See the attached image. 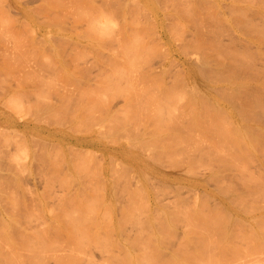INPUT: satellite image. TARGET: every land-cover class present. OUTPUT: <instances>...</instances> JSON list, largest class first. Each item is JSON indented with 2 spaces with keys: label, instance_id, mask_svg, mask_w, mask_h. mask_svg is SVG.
Segmentation results:
<instances>
[{
  "label": "rangeland",
  "instance_id": "374dc122",
  "mask_svg": "<svg viewBox=\"0 0 264 264\" xmlns=\"http://www.w3.org/2000/svg\"><path fill=\"white\" fill-rule=\"evenodd\" d=\"M115 1L117 4L114 3ZM115 1L0 0V20L2 21H0V26L2 25L4 27H0V35L3 33L1 37H4L3 39L0 37V212H2L0 213L2 214L0 215V221L2 218H11V224L7 226L9 230L7 228L8 231L6 233H9V235L14 234L10 236L12 240L16 239L17 241V239H22V241L20 240L22 246H19L21 243L20 241H15L16 244L14 243L13 245L11 243L12 246H10L11 244L9 243V245L4 248V240L8 238L3 236L4 240L3 237L0 238V241L3 240L2 243H0L2 245L0 249L7 255L11 254L12 256L14 254L13 252H15L12 250L14 248L20 251H16L18 254L20 253L19 256L15 253L16 256H21L22 259H20V261L23 260L22 263L14 260L16 262H11V264H91L93 261L94 264H107V262H109L108 260H111L108 264H118L119 261V264H125L126 262L128 264H167L170 258H172L171 260H173L174 263H179V256L183 255V253H192L193 248L190 247V245L187 246L188 244L186 247L185 244H181L183 248L181 249L182 246H179L180 250H177V253L176 249L178 245H180L179 241H181L183 237L181 236L182 232L186 231V226L184 228V222H179L181 218L177 220V222L175 217H177L176 215H179V217L187 215V212L186 214L184 213L186 206V211L189 210L188 212L191 213L195 211L191 209L194 207L192 203L193 200L195 201L196 194L199 196L196 198V200L198 199L199 201L196 202L202 203L201 205L203 206L199 204L201 207L197 208L199 211L204 210L203 212H199L200 215H205L204 212H207V214L210 212L212 214L211 211L214 210V216H218L219 214L224 217V209L219 208L220 212L218 213L216 212L218 209L216 207H214L216 208L214 209L213 205H211L216 201L211 199L209 193L204 195V192L202 194L200 190V194L199 189L195 188L194 189L198 191V193L195 192V190L192 191L193 187L190 188V179H198V181L203 183L210 192L216 193L218 190L217 194L219 193L221 196H223V194L230 195L232 192L231 196H233L231 198H234V200H236L235 197L237 196L238 200L241 197L244 198L243 195H245V198L248 197L242 190L244 186H247L246 184L250 186L254 185L249 179L250 176L251 179H255V184L258 183L257 185H259L262 183L263 185L264 183V57L262 56V54L264 55V0H188L191 1L189 3H187L188 1L186 0H128L127 3V0H121L122 2L120 0ZM179 1H183V3L180 2V4ZM201 1L204 5L200 3ZM121 4L125 5H123V7L119 6V8L116 7ZM141 4L144 7H142ZM194 4L198 6V8L193 6ZM199 4H202L201 6L203 7L201 8ZM183 5L185 8L182 7ZM187 6L188 9H186ZM43 7L45 11H43ZM123 9L125 10L124 12H122ZM180 9L183 10L180 11ZM185 9L186 11H184ZM258 10L261 11V13H257ZM121 12L123 13L122 16H120ZM260 14L262 15L260 16ZM123 16L125 19H123ZM146 16H149L150 21ZM2 18L5 21L2 20ZM92 18L94 19L92 20ZM90 19L95 27V29L94 27L92 28L93 30L90 28ZM23 21L26 23L25 25ZM104 21H106V24L108 23V26H106L108 27L107 29L105 28L106 24H103ZM151 22L156 24L152 25ZM95 23H99L100 25H95ZM109 24L111 26H109ZM128 25H130V27ZM101 26H104L105 29L102 27V30H98ZM109 28L111 30L114 28L115 30H113L115 32L113 31L114 33L110 34L111 30ZM120 28L125 29H123L125 36H123V30L121 32V36L125 42H121V40L117 42L114 41L116 38L115 34ZM27 29L29 30L27 31ZM96 29L98 32L94 31ZM131 31L134 33L132 32L131 34ZM31 32L33 34H31ZM107 32H109V35H107ZM100 34H105L106 36L104 37V35L101 36ZM161 34H163V37H161ZM110 35L111 38L108 39ZM22 36H25V38ZM99 36L103 41L100 40ZM14 37L15 39H13ZM95 37L97 39H95ZM260 37H263V41L261 38L263 43H261ZM98 38L100 40L99 42ZM132 38V44L140 38L141 41L139 40L137 42L138 45H141V43L144 44L139 47V50H137V43V47H135V44V46H131L132 48L129 45L131 50L135 49L137 52L133 50L131 52L128 47ZM134 39H136V41ZM201 40H205L207 44L210 42V44H206V46L203 43V46L205 45L206 47L204 48L202 46L203 41ZM246 40H248V42ZM17 41L19 44H16ZM197 41L199 45L201 44L200 46H202V48H199L200 51L196 50L197 48L194 45ZM199 41H201V43ZM250 41H255L259 49ZM232 42L233 45L231 44ZM243 42H245L246 45ZM211 44H213V48H211ZM117 45H119V47ZM124 45L126 47H124ZM208 46L211 49L208 48ZM117 47L118 49L123 47L124 51L126 49V52H128L127 56H129V54L132 55L124 57L123 59L125 60L122 58L120 59V54L115 53L118 51ZM142 47L143 49H141ZM231 47L233 48L231 49ZM140 50L141 52H139ZM202 51H213L214 53L212 55L217 58L218 62H216L217 60L215 59L211 61V59H213L211 57L214 56L209 52H207L209 57L207 55L206 57H202V54H206ZM216 52L220 54L222 52L221 55H226L225 58H223L224 55L221 56L220 54L218 57ZM138 53L140 55H138ZM228 53H231L229 55L230 59ZM249 53L252 56H250ZM201 57L204 60V64H207L209 61L213 63L208 64L209 68H205L208 67L207 65L202 67L203 72H201L202 70L200 71L201 74L204 73L202 75L198 72L203 64ZM116 58L118 60H116ZM206 58L208 59L206 60ZM233 58L234 61H236V66L234 65L235 62ZM226 59L229 60L227 61ZM231 60L234 62H232L233 64L229 63ZM184 61L187 63L190 62L192 67L195 63L193 70L194 72L197 71L196 73H199L198 75L201 77L198 75L197 77L195 73L193 78L194 81L187 84L181 65V62ZM219 61L222 63L221 66ZM214 62L221 68L217 67ZM198 63L200 65V67L198 66L199 69L197 68ZM214 64L216 66H214ZM228 65L230 66L228 67ZM204 68L206 71H204ZM210 68H213L212 70L218 68L220 73L217 70L215 71V73L217 72L216 75L213 76L214 73L212 72L214 71ZM222 68H224L225 71ZM207 70L209 74L206 73ZM234 70L237 71L235 72ZM247 70H249V73ZM221 71L225 73L223 72V74ZM250 71L253 74L250 73ZM253 75L255 77L257 75V77L255 78ZM249 76L251 78H249ZM242 79L244 81H242ZM248 79L251 81H248ZM193 82L196 83L194 86H198L195 89L191 88ZM205 83L209 88L205 86ZM189 84L191 87H189ZM245 91H247L248 94ZM255 94L257 96H255ZM206 103L208 107L214 105L215 108L214 106L208 108ZM195 105L197 107L196 109L194 108ZM241 106L242 108L245 107L242 109ZM205 107L206 109H204ZM256 109L258 110L256 111ZM197 110L201 111V113ZM212 110L215 111V113ZM209 111L213 114L211 115L210 113V115H208ZM197 112L200 114L204 113L205 115L203 114L200 116ZM216 112L219 115L216 114ZM236 112L241 113L238 115ZM197 114H199V116ZM241 114L243 115L241 116ZM207 116L212 122L207 119ZM209 116H214L213 118L216 117L214 120L218 119L219 125L216 123L217 121L213 122V118ZM178 117L180 118V122ZM193 118H195L196 121ZM257 119L259 122L256 121ZM220 120H222L221 123L223 121L224 123L221 124ZM194 122L197 126L194 125ZM210 123H216L218 125L216 126L215 124L217 129H213V127H215L214 124L209 127ZM230 123L234 124L232 125L234 128L232 126L226 127V125L230 126ZM245 124L248 129H245ZM219 126L220 129L225 128L224 134H222L223 130L219 132ZM235 127H237V129ZM257 128L259 130H257ZM226 129H228V131H226ZM235 129L237 130L236 133ZM163 130L165 133L162 132ZM166 131L168 132L166 133ZM177 131L178 134H176ZM34 132L36 133L33 134ZM179 132L183 134L181 133L182 135L180 134V136ZM187 133L190 136H187ZM161 135L164 136L161 137ZM177 135L180 137L178 138ZM235 136H237V139L235 138L236 140L234 139ZM163 138H165V140H163ZM238 138L239 141L243 138L242 140H245V142L238 143ZM154 140H157L155 141L156 143ZM167 140H169V143L172 141V143L169 144ZM223 140L226 142H223ZM234 141H236V144ZM257 141L260 142L258 143ZM180 142L182 144H180ZM254 142L258 145L253 144ZM154 143L155 145H153ZM84 144L86 145L84 146ZM162 144H164V148ZM166 144H169V147H166ZM237 144H241V147H238L239 145ZM70 145L73 146L70 147ZM224 145L227 146V148ZM246 145L248 147H246ZM160 147L163 149L166 147V150H160ZM183 147H185V150ZM235 147L238 149L236 148L237 150H235ZM84 149L85 151L90 150L91 152L86 151V155ZM173 149H176V152ZM165 151L168 152L166 153ZM236 152L241 153L243 164L240 153H238V155ZM177 154H179L180 157ZM211 155L217 157L216 160L214 159L215 157H211ZM242 155L244 156L242 157ZM246 155L250 156L248 157L250 160L244 158ZM194 156L195 160L193 158ZM169 157L170 160L168 159ZM219 158L220 160H217ZM247 160H249L250 164ZM109 161L111 163H109ZM244 162H248V164H244ZM171 163H173V166ZM195 163L197 165L199 164V168ZM217 163H220V165ZM222 163L225 164L226 167L223 166ZM247 165L248 167H246ZM238 166L243 167V170ZM196 168L199 170L197 171ZM123 169H125V171H123ZM216 169L217 173H214ZM112 170L114 171L112 172ZM190 171L192 172L191 175ZM246 172H250V176ZM218 173L220 176L223 173V176L220 177ZM259 176L260 179L258 178ZM242 177L243 179L247 178V180H243L244 183L240 182V180L242 181ZM238 178L240 179L234 180ZM229 183L230 186L228 185ZM238 183L241 186H238ZM182 186H185V189ZM228 186L230 189L232 188V191L228 190ZM224 187L226 189H224ZM218 188L222 190L223 194L221 190V193L219 192ZM261 188L264 189L263 186ZM234 192L241 193V197ZM193 197L195 198L193 199ZM252 199L253 197H251V200ZM68 200L70 201V205L68 204ZM101 200V204H98ZM255 200H257V206L264 210V196L260 199L256 198ZM190 201H192V203H190ZM202 201L205 202L203 203ZM72 203H74V207L71 206ZM175 203L176 205H174ZM95 204L99 206L96 207L94 206ZM63 206H68L66 211L67 214L65 212L66 207H64L65 210L62 211ZM167 207L168 209H166ZM71 208H75L73 212V217H75V219H73V221L71 220L73 218L71 215L72 213L67 217V215H69L68 213L72 210ZM178 208L184 215L181 212H177L178 210L176 211ZM221 210L223 214H220ZM163 211H165V213ZM172 211L173 213L171 214ZM57 212H59V214ZM52 213L55 214L52 215ZM94 213L97 214H95L96 217H93ZM207 214L206 216H209V214ZM82 215L84 216L80 218ZM152 215L157 216L159 219L163 216L167 220L162 218V221L164 220L165 223L167 222L168 224L171 223L170 221H175V225L169 226L173 224L171 223L168 227L166 226L164 228L165 223H163V226H159L161 224L158 223V218L155 219V216L152 218ZM53 216L57 217H55L56 220ZM82 218L86 219V221L90 218V220L88 219L90 225H95V220L98 219L100 221L101 218L100 223L98 222L99 228L96 224L95 226L97 229L94 230V228H92L93 225L87 229L86 226L81 223L83 221ZM93 218H95V220H93L94 223L91 224ZM145 218L148 219L145 220L144 225L142 223H144ZM168 218H170V220H168ZM174 218L175 220H173ZM78 219H80V222ZM150 219L155 220L153 221ZM132 220H136V224L132 222ZM182 220L185 219L182 218ZM77 221L83 226L81 228L85 227L84 229L88 231L84 229L83 231L80 230V224ZM56 222L58 224H56ZM71 222H74L75 225L76 223L79 224V227ZM118 222L119 224H117ZM146 222L150 224L148 223V225ZM159 222H161V219ZM139 224L144 225V227L147 225V228H143V226ZM85 225L88 227V224ZM150 225L153 227H149ZM138 226L142 228L139 229ZM159 227H163L164 230H161ZM154 228L156 230H154ZM170 228L172 231L169 230ZM92 229L94 230V235H92ZM166 229H168V231ZM142 231L144 233H142ZM153 231L154 233L159 232V235L162 233L160 235L161 237L156 234L159 239L151 236L158 243L152 240L151 237H146L149 232L151 233ZM15 232L20 235L22 234L21 237ZM79 232L82 234L88 232V234H86L87 237L82 236ZM66 233L71 236L67 237ZM150 233L149 235L152 234ZM163 233H168V235ZM0 234H3L1 229ZM25 234H29V237L27 236L26 238ZM30 234L34 235L31 236ZM15 235L17 236L14 238ZM88 236L93 237L89 238ZM153 236L155 235L153 234ZM168 236H170L171 239H169ZM23 238L26 239L23 240ZM28 238H30V240ZM122 238L124 242H122ZM175 238H177L176 240L178 242ZM31 239L34 243H31ZM81 239L85 241V243L89 242L91 244L89 245V243H87V245H89L87 246L83 242L85 246L82 247ZM94 241L97 242L96 246V242L93 245ZM118 241L122 245L125 244L127 252L132 251V253L128 252V254L125 255V253H127L126 250L123 249L125 247H123L124 245H118ZM24 243L25 245L30 243L26 246L30 251L24 246ZM129 243L133 247L128 248L127 246ZM133 243H137L138 245L140 243V247ZM162 243H164V245H162ZM33 244L35 246H33ZM145 244H147V246ZM15 245H18L21 250H19L17 246L15 247ZM62 246L63 249L67 248V253L65 249V252L61 250ZM84 247L86 249L85 254L83 252ZM86 247L89 248L87 249ZM103 249H108L109 253L112 251V256L109 258L108 252L107 256L105 254L106 251ZM167 249L169 250L167 251ZM2 252L0 253L5 254ZM33 252L37 255L34 256ZM118 253L124 257L123 260L119 258L120 260L118 259V262H116L114 259L116 263H112L113 258L116 257ZM129 253L133 255L134 258L130 256ZM256 253L261 254L264 252L260 253L257 251ZM216 254L217 252L215 255ZM119 255L117 258L120 257ZM174 255H179L178 257L175 256L178 261H175V258L173 259ZM6 256L2 257V259H7ZM85 256H89L90 260L84 258ZM11 258L8 257L6 264H10L9 260H11ZM33 258L36 260L34 261ZM221 260L224 261L223 259ZM221 260L218 262L221 263ZM5 261L6 260H1L2 263L0 264H4ZM36 261L39 262L36 263ZM96 261L97 263H95ZM173 262L171 263L170 261L171 264H173Z\"/></svg>",
  "mask_w": 264,
  "mask_h": 264
},
{
  "label": "bare ground",
  "instance_id": "6f19581e",
  "mask_svg": "<svg viewBox=\"0 0 264 264\" xmlns=\"http://www.w3.org/2000/svg\"><path fill=\"white\" fill-rule=\"evenodd\" d=\"M106 1V0H105ZM115 1V0H114ZM121 1V0H120ZM136 1V0H135ZM134 1V2H135ZM157 1H159V0H157ZM168 1V0H167ZM177 1V0H176ZM186 1H188V0H186ZM204 1V0H203ZM122 2V1H121ZM128 2V0L126 1V3ZM180 2H182L183 3V1H179V3ZM189 2H191V1H188L187 3H189ZM214 2V1H213ZM108 3V2H107ZM110 3V2H109ZM114 3H116L117 4V2L115 1ZM119 3V2H118ZM162 3V2H161ZM176 3V2H175ZM200 3H202L203 4V2L201 1ZM205 3V2H204ZM207 3V2H206ZM145 4V3H144ZM158 4V3H157ZM160 4V3H159ZM174 4V3H173ZM181 4V3H180ZM201 4V5H202ZM123 5H125V4H121V5H118V6H116L117 8H119V6L120 7H123ZM142 5V4H141ZM150 5V4H149ZM165 5V4H164ZM168 5V4H167ZM172 5V4H171ZM184 5H185V3H184ZM182 6V7H184L185 8V6ZM200 4H199V6H201ZM204 5V4H203ZM110 6V5H109ZM193 6H195V4L193 5ZM36 7V6H35ZM47 7V6H46ZM129 7V6H128ZM142 7H144L143 5H142ZM165 7V6H164ZM173 7V6H172ZM190 7V6H189ZM196 8H198V6H195ZM203 6H201V8H202ZM110 8V7H109ZM112 8V7H111ZM138 8V7H137ZM170 8H171V6H170ZM95 9V8H94ZM126 9V8H125ZM134 9V8H133ZM139 9V8H138ZM137 9V10H138ZM141 9V8H140ZM142 9H144V8H142ZM167 9H168V7H167ZM176 9H177V6H176ZM179 9V8H178ZM186 9H188V6L186 7ZM186 9L184 10V11H186ZM190 9V8H189ZM199 9H200V7H199ZM30 10V9H29ZM32 10V9H31ZM47 10V9H46ZM53 10V9H52ZM98 10V9H97ZM121 10H122V8H121ZM146 10V9H145ZM149 10V9H148ZM148 10H147V12H148ZM162 10V9H161ZM164 10V9H163ZM181 10H183V9H180V11ZM33 11V10H32ZM31 11V12H32ZM37 11V10H36ZM41 11V10H40ZM43 11H45L44 10V7H43ZM125 10L123 9V11L122 12H124ZM139 11V10H138ZM137 11V12H138ZM143 11V10H142ZM141 11V12H142ZM150 11V10H149ZM173 11V10H172ZM175 11V10H174ZM257 11V10H256ZM95 12H96V10H95ZM121 12V14H120V16H122V13ZM145 12V11H144ZM151 12V11H150ZM178 12V11H177ZM7 13V12H6ZM37 13V12H36ZM40 13V12H39ZM66 13V12H65ZM97 13V12H96ZM179 13H181V12H179ZM257 13H261V11H259L258 10V12ZM10 14V13H9ZM62 14V13H61ZM61 14H59V15H61ZM67 14V13H66ZM127 14V13H126ZM125 14V15H126ZM184 14H185V12H184ZM241 14V13H240ZM243 14V13H242ZM83 15H86V14H83ZM82 15V16H83ZM91 15H92V12H91ZM97 15H99V14H97ZM149 15V14H148ZM176 15V14H175ZM180 15H182V14H180ZM262 14H260V16H261ZM55 16V15H54ZM151 16V15H150ZM184 16V15H183ZM244 16V15H243ZM1 17V16H0ZM6 17H8V16H6ZM96 17V16H95ZM146 17H148L149 18V16H146ZM145 17V18H146ZM245 17V16H244ZM28 18V17H27ZM53 18V17H52ZM61 18H62V16H61ZM75 18V17H74ZM248 18V17H247ZM261 18V17H260ZM4 19H5V17H4ZM3 18H2V20H4ZM16 19V18H15ZM84 19V18H83ZM94 18H92V20H93ZM96 19V18H95ZM123 19H125L124 18V16H123ZM245 19V18H244ZM6 20V19H5ZM4 20V21H5ZM63 20V19H62ZM91 19H90V24H91V29L94 27V25L91 23V21H92ZM99 20V19H98ZM107 20V19H106ZM130 20V19H129ZM153 20V19H152ZM239 20H240V17H239ZM1 21V20H0ZM10 21H12V20H10ZM25 21V20H24ZM23 21V22H24ZM27 21V20H26ZM25 21V22H26ZM88 21V20H87ZM110 21V20H109ZM112 21V20H111ZM131 21H132V19H131ZM149 21H150V18H149ZM158 21V20H157ZM176 21V20H175ZM241 21V20H240ZM247 21V20H246ZM2 22V21H1ZM8 22V21H7ZM24 22V25L26 24ZM28 22V21H27ZM37 22V21H36ZM54 22V21H53ZM97 22V21H96ZM136 22V21H135ZM155 22V21H154ZM263 22H264V20H263ZM9 23V22H8ZM7 23V24H8ZM110 23V22H109ZM122 23V22H121ZM152 23V22H151ZM182 23V22H181ZM246 23H248V22H246ZM4 24V23H3ZM6 24V23H5ZM30 24V23H29ZM28 24V25H29ZM96 24H99V23H95V25ZM103 24H106V21H104V23ZM108 24V23H107ZM105 25V28L107 29L108 27H106V26H108V25ZM112 24H113V22H112ZM120 24V23H119ZM127 24V23H126ZM154 24H156V23H152V25H154ZM183 24V23H182ZM264 24V23H263ZM93 25V26H92ZM100 25V24H99ZM148 25V24H147ZM149 25H150V23H149ZM178 25H179V22H178ZM262 25V24H261ZM2 26V25H1ZM0 26V27H1ZM109 26H111L110 24H109ZM129 27H130V25H128ZM3 27V26H2ZM25 27H28V26H25ZM102 27L104 28V26H101V28H99L98 30H102ZM142 27H144V26H142ZM4 28V27H3ZM3 28H1V29H3ZM96 28H97V26H96ZM104 28V29H105ZM111 28V27H110ZM109 28V29H110ZM148 28H151V27H148ZM25 29V28H24ZM88 29V28H87ZM94 29H95V27H94ZM103 29V30H104ZM114 29V28H113ZM109 30L110 31V34L111 33H114L115 31V29L114 30ZM121 29V28H120ZM120 29H118L119 30V32H118V30H117V33L115 34V36H116V38H115V40L114 41H120L121 40V42L123 41V42H125L124 41V39H123V37L121 36V32H122V30L124 29V28H122L121 29V31H120ZM125 29H126V27H125ZM124 29V30H125ZM142 29H144V28H142ZM141 29V30H142ZM145 29H146V27H145ZM182 29H183V26H182ZM8 30V29H7ZM29 29H27V31H28ZM31 30V29H30ZM93 30V29H92ZM124 30H123V36H125V34H124ZM140 30V31H141ZM5 31V30H4ZM9 31V30H8ZM12 31V30H11ZM23 31H25V30H23ZM88 31H91V30H88ZM94 31H96V32H98L97 31V29L96 30H94ZM106 31V30H105ZM114 31V32H113ZM128 31V30H127ZM134 31V30H133ZM133 31H131V34H132V32ZM139 31V32H140ZM146 31H148V30H146ZM264 31V30H263ZM2 32V31H1ZM30 32V31H29ZM49 32V31H48ZM96 32H95V34H96ZM144 32H145V30H144ZM149 32V31H148ZM249 32V31H248ZM260 32V31H259ZM28 33V32H27ZM26 33V34H27ZM105 33V32H104ZM119 33V34H118ZM126 33V32H125ZM129 33V32H128ZM134 33V32H133ZM3 34V33H2ZM1 34V35H2ZM5 34V33H4ZM14 34H15V32H14ZM31 34H33L32 32H31ZM93 34V33H92ZM95 34H93V35H95ZM130 34V35H131ZM1 35H0V37H1ZM6 35V34H5ZM29 35H30V33H29ZM98 35H99V33H98ZM101 35V34H100ZM102 35H104V37L106 36L105 34H102ZM101 35V36H102ZM107 35H109V32H107ZM28 36V35H27ZM113 36V35H112ZM261 36V35H260ZM9 37V36H8ZM23 37V36H22ZM41 37V36H40ZM46 37V36H45ZM48 37V36H47ZM63 37V36H62ZM61 37V38H62ZM81 37V36H80ZM83 37V36H82ZM100 37V36H99ZM122 37V38H121ZM130 37V36H129ZM131 37H132V35H131ZM161 37H163V34H161ZM2 38V37H1ZM4 38V37H3ZM2 38V39H3ZM23 38H25V36L23 37ZM87 38H89V37H87ZM91 38H92V36H91ZM111 38V35H110V37L108 38V39H110ZM127 38H128V36H127ZM127 38H125V39H127ZM261 38H262V41H263V37H260V41H261ZM6 39V38H5ZM8 39V38H7ZM13 39H15V37L13 38ZM30 39V38H29ZM44 39V38H43ZM48 39H50V38H48ZM90 39V38H89ZM95 39H97L96 37H95ZM105 39V38H104ZM113 39V38H112ZM141 39V38H140ZM139 39V40H140ZM163 39V38H162ZM1 40V39H0ZM10 40V39H9ZM18 40V39H17ZM64 40V39H63ZM87 40V39H86ZM91 40V39H90ZM93 40H94V38H93ZM100 40L101 41H103L102 40V38L100 37ZM99 40V38H98V42L100 41ZM130 40V39H129ZM128 40V41H129ZM135 41H136V39H134ZM138 40V41H139ZM8 41V40H7ZM19 41V40H18ZM18 41L16 42V44L18 43ZM27 41V40H26ZM70 41V40H69ZM68 41V42H69ZM72 41V40H71ZM95 41V40H94ZM105 41V40H104ZM112 41V40H111ZM138 41H136V42H134V44L136 45V43L138 42ZM141 41V40H140ZM201 41H203L202 42V46H203V43L206 45L207 43L205 42V40H201ZM201 41H199L200 43H201ZM232 41V40H231ZM247 42H248V40H246ZM261 41V43H263ZM87 42V41H86ZM98 42H96V43H98ZM115 42V43H116ZM246 42V43H247ZM250 42H253L254 44V46L255 47H257V49H259V46H258V44L255 42V41H250ZM43 43V42H42ZM74 43V42H73ZM95 43V44H96ZM114 43V42H113ZM130 44H128V47H129V45H130V47L132 46V45H134V44H132L133 43V38L131 39V42H129ZM244 44H245V42H243ZM15 44V45H16ZM19 44V43H18ZM72 44V43H71ZM76 44V43H75ZM92 44V43H91ZM91 44H90V46H91ZM103 44V43H102ZM104 44H105V42H104ZM126 44V43H125ZM140 44V43H139ZM210 44V42L207 44V45H209ZM232 45H233V42L231 43ZM250 44V43H249ZM27 45H28V43H27ZM97 45V44H96ZM115 45V44H114ZM120 45V44H119ZM119 45H117L118 47H119ZM122 45V44H121ZM127 45V44H126ZM134 45V46H135ZM137 45H138V43H137ZM137 45L135 46V47H137ZM142 45H144V44H142L141 43V45H138V49L137 50H139L140 48V46H142ZM195 45V47L197 48L196 50H198V51H200V49L199 48H202V46H200L199 45V43H198V41L196 42V44H194ZM205 45L203 46L204 48H206L205 47ZM206 45V46H207ZM231 45V46H232ZM246 45V44H245ZM93 46V45H92ZM98 46V45H97ZM101 46V45H100ZM134 46H133V48H134ZM210 46H212L211 48H213V44H211ZM247 46H249V45H247ZM264 46V45H263ZM9 47V46H8ZM24 47V46H23ZM99 47V46H98ZM115 47H116V45H115ZM118 47H117V49H118ZM124 47H126L125 45H124ZM127 47V48H128ZM130 47H129V49H130ZM214 47H216V46H214ZM26 48V47H25ZM102 48V47H101ZM132 48V47H131ZM208 48H210L209 46H208ZM210 48V49H211ZM233 47H231V49H232ZM3 49V48H2ZM23 50H25L24 48H22ZM121 49V50H120ZM124 48L123 47H121V48H119L118 49V51L117 52H115L116 54L118 53V54H120V59L122 58H124V57H126L128 54V52H126V49H125V51L123 50ZM141 49H143V47L141 48ZM215 49V48H214ZM214 49H213V51H214ZM222 49V48H221ZM243 49H244V46H243ZM247 49V48H246ZM17 50H19V49H17ZM115 50H116V48H115ZM114 50V51H115ZM128 50V49H127ZM131 50V49H130ZM133 50V49H132ZM132 50H131V52H132ZM137 50L135 51V49L133 50L134 52H137ZM208 50V49H207ZM217 50H218V48H217ZM216 50V51H217ZM234 50V49H233ZM143 51V50H142ZM145 51H146V49H145ZM170 51V50H169ZM209 51H211V50H209ZM209 51H202V52H205L206 54H202V57L203 56H205L206 57V55H207V52H209ZM209 52V53H211V55L214 53V52ZM220 51V50H219ZM222 51V50H221ZM245 51V50H244ZM248 51V50H247ZM113 52V51H112ZM130 52V51H129ZM139 52H141V50L139 51ZM115 53H113V54H115ZM208 53V54H209ZM217 53V52H216ZM115 54V55H116ZM124 54H126V55H124ZM133 54H135V53H133ZM137 54V53H136ZM144 54V53H143ZM219 54L220 53H217V55H218V57H219ZM221 54H222V52H221ZM220 54V55H221ZM231 54V53H230ZM229 53H228V57H229V55H230ZM250 54V53H249ZM19 55V54H18ZM123 55V56H122ZM130 55H132V54H129V56ZM138 55H140L139 53H138ZM210 55V54H209ZM216 55V56H217ZM224 55V54H223ZM223 55H221V56H223ZM110 56V55H109ZM114 56V55H113ZM129 56H127V57H129ZM136 56V55H135ZM208 56V55H207ZM212 56H214V55H212ZM225 56L226 55H224V57L223 58H225ZM250 56H252L251 54H250ZM262 56L264 57V55L262 54ZM117 57V58H118ZM132 57V56H131ZM201 57V59L203 60V58ZM209 57V56H208ZM233 57V56H232ZM262 57V58H263ZM114 58H115V56H114ZM114 58H112V59H114ZM116 58V60H118ZM133 58V57H132ZM211 58H213V59H211V61L212 60H217V58H215V56L214 57H211ZM8 59V58H7ZM119 59V60H120ZM129 59V58H128ZM208 58H206V60H207ZM229 59H230V57H229ZM228 59V60H229ZM23 60V59H22ZM123 60H125V59H123ZM205 60V61H206ZM227 60V59H226ZM227 60V61H228ZM233 61H234V58H233ZM232 60H231V62L229 61V63H232L233 62ZM245 61V60H244ZM254 61V60H253ZM203 62V64L201 65V67H200V65H199V63H201V62H199L198 63V65H197V68H198V66L201 68V69H199V71L198 72H200L201 70H202V67L204 66V65H207L208 67H205V68H209V63H212V62H208L207 64L205 63L204 64V60L202 61ZM216 62H218V60L216 61ZM216 62H214V63H216ZM220 63H221V61H219ZM235 62V66H236V61H234ZM233 62V63H234ZM247 62V61H246ZM255 62V61H254ZM226 63V62H225ZM232 63V64H233ZM197 64V63H196ZM213 64V63H212ZM224 64V63H223ZM227 64V63H226ZM248 64H250V63H248ZM181 65H182V72H183V74H184V76L186 77V82H187V84L188 83H191L192 81H194L193 80V78H194V75H195V73L197 72L196 70V72H194V70H193V67H195V63H194V65H193V67H192V65H191V63L190 62H186V61H184V62H181ZM216 65H217V63H216ZM215 64H214V66H216ZM222 65V63L220 64V66ZM225 65V64H224ZM246 65H247V63H246ZM220 66H218L217 65V67H219V68H221ZM230 65H228V67H229ZM249 66V65H248ZM251 66H253V65H251ZM222 67H224V66H222ZM225 67H226V65H225ZM232 67L234 68V66L232 65ZM255 67V66H254ZM253 67V68H254ZM204 68V69H205ZM250 68V67H249ZM248 68V69H249ZM256 68V67H255ZM196 69V68H195ZM211 70L213 69V68H210ZM224 71H225V69L224 68H222ZM222 69H220V70H222ZM229 69V68H228ZM232 69V68H231ZM251 69V68H250ZM219 71V69L218 68H215V70H212V71H214V72H212V73H214L213 74V76L214 75H216V73H215V71ZM227 70V69H226ZM204 71H206V69L204 70ZM210 71V70H209ZM223 71V72H224ZM229 71V70H228ZM235 71V70H234ZM237 71V70H236ZM235 71V72H236ZM249 70H247V72H248ZM201 72H203V70L201 71ZM201 72H200V75H202V74H204V73H202L201 74ZM222 71H221V73H223ZM233 72V71H232ZM247 72H245V73H247ZM252 72H253V70H252ZM251 71H250V73H252ZM207 74H209L208 73V70H207V72H206ZM219 73H220V71H219ZM225 73V72H224ZM223 73V74H224ZM230 73H231V70H230ZM249 73V72H248ZM255 73V72H254ZM199 74V73H198ZM197 73H196V76L198 75ZM211 74V73H210ZM228 74H229V72H228ZM233 74H235V73H233ZM232 74V75H233ZM238 74V73H237ZM253 74V73H252ZM200 75H198L199 77H201ZM236 75V74H235ZM255 75V74H254ZM253 75V76H254ZM197 76V77H198ZM212 76V75H211ZM237 76H239V75H237ZM252 76V75H251ZM259 76V75H258ZM233 77V76H232ZM248 77V76H247ZM255 77V76H254ZM256 77H257V75H256ZM255 77V78H256ZM234 78V77H233ZM249 78H251L250 76H249ZM259 78V77H258ZM245 79H246V77H245ZM114 80V79H113ZM200 80V79H199ZM233 80V79H232ZM240 80V79H239ZM198 81V80H197ZM236 81V80H235ZM242 81H244L243 79H242ZM245 81H247V80H245ZM248 81H251V80H249L248 79ZM185 82V81H184ZM199 82H201V81H199ZM234 82V81H233ZM241 82V81H240ZM204 83V82H203ZM230 83V82H229ZM248 83V82H247ZM193 85H192V87H191V85L189 84V87H191V88H193V89H195L196 87H198V86H194V84H196L195 82H193L192 83ZM202 84V83H201ZM231 84V83H230ZM241 84H242V82H241ZM244 84V83H243ZM245 85V84H244ZM188 86V85H187ZM202 86H204V85H202ZM205 86H207V88H209L208 87V85L205 83ZM249 86V85H248ZM250 87V86H249ZM223 88V87H222ZM238 88V87H237ZM242 88V87H241ZM198 89V88H197ZM250 89V88H249ZM210 90V89H209ZM208 90V91H209ZM243 90V89H242ZM241 90V91H242ZM245 90V89H244ZM223 91V90H222ZM242 92H244V91H242ZM246 93H247V91H245ZM249 92H251V91H249ZM209 93V92H208ZM226 93V92H225ZM223 94V93H222ZM227 94V93H226ZM248 94V93H247ZM226 96V95H225ZM230 96V95H229ZM233 96V95H232ZM231 96V97H232ZM241 96V95H240ZM255 96H257L256 94H255ZM255 96H253V97H255ZM243 97V96H242ZM241 97V98H242ZM249 97V96H248ZM253 97H252V99H253ZM240 98V97H239ZM245 98H246V96H245ZM251 98V97H250ZM10 99H11V96H10ZM235 99V98H234ZM237 99V98H236ZM256 99V98H255ZM255 99H254V101H255ZM199 100H200V98H199ZM259 100V99H258ZM10 101V100H9ZM238 101H239V99H238ZM245 101V100H244ZM202 102V101H201ZM204 103V102H203ZM211 103V102H210ZM238 103V102H237ZM239 103H240V101H239ZM205 104V103H204ZM212 104V103H211ZM214 104V103H213ZM244 104V103H243ZM257 104V103H256ZM201 105V104H200ZM203 105V104H202ZM232 105V104H231ZM206 106L208 107V105H207V103H206ZM210 106H214V105H210ZM209 106V107H210ZM243 106V105H242ZM242 106H241V108H242ZM208 107V108H209ZM245 107V106H244ZM243 107V108H244ZM195 109L197 108L196 107V105H195V107H194ZM211 108H213V107H211ZM210 108V109H211ZM214 108H215V106H214ZM242 108V109H243ZM204 109H206V107L204 108ZM209 109V110H210ZM246 109V108H245ZM245 109H244V111H245ZM248 109V108H247ZM217 110H219V109H217ZM258 109H256V111H257ZM197 111H199V110H197ZM206 111V110H205ZM213 111V110H212ZM250 111V110H249ZM200 113H201V111H199ZM199 112H197V113H199ZM204 112V111H203ZM214 113H215V111H213ZM219 112V111H218ZM241 112H242V110H241ZM241 112H236V113H238V115H240V113ZM199 113V114H200ZM205 113V112H204ZM203 113V114H204ZM206 113H208V112H206ZM210 111H209V114L208 115H210ZM246 113V112H245ZM244 113V114H245ZM199 114H197L198 116H199ZM203 114H200V116H202ZM213 113H211V115H212ZM216 114H218L217 112H216ZM247 114V113H246ZM193 115H194V113H193ZM196 115V114H195ZM205 115V114H204ZM219 115V114H218ZM221 115V114H220ZM243 114H241V116H242ZM250 115V114H249ZM257 115H258V113H257ZM197 116V117H198ZM217 116V115H216ZM234 116V115H233ZM240 116V117H241ZM181 117V116H180ZM195 117V116H194ZM206 117V116H205ZM210 118H213V117H211V116H209ZM219 117H221V116H219ZM239 117V116H238ZM246 117V116H245ZM258 117V116H257ZM179 118V117H178ZM182 118V117H181ZM216 118V117H215ZM215 118H213V122L214 121H217L218 119H216V120H214ZM246 118H248V117H246ZM245 118V119H246ZM252 118V117H251ZM194 120H195V118H193ZM200 119H201V117H200ZM199 119V120H200ZM207 119H209L208 118V116H207ZM222 119V118H221ZM240 119V118H239ZM244 119V120H245ZM250 119V118H249ZM203 120V119H202ZM210 121H211V119H209ZM242 120V119H241ZM248 120V119H247ZM260 120V119H259ZM196 121V120H195ZM198 121V120H197ZM209 121V122H210ZM221 121L222 120H220V123H221ZM226 121V120H225ZM240 121V120H239ZM256 121H258V119L256 120ZM179 122H180V118H179ZM192 122H193V120H192ZM199 122V121H198ZM201 122V121H200ZM212 122V121H211ZM219 121H217L216 123H218ZM241 122H243V121H241ZM245 122V121H244ZM259 122V121H258ZM261 122V121H260ZM181 123H183V122H181ZM215 123V124H216ZM224 123V121L221 123V124H223ZM233 123V122H232ZM246 123V122H245ZM212 124H214V123H210L209 124V127H210V125H212ZM215 124H214V126H215ZM231 124V123H230ZM192 125H193V123H192ZM194 125H196L195 124V122H194ZM205 125V124H204ZM207 125V124H206ZM218 125H219V123H218ZM217 124H216V126H218ZM232 125H234V124H231L230 126L228 125H226V127H231ZM264 125V124H263ZM197 126V125H196ZM216 126L215 127H213V129L214 128H216ZM243 126V125H242ZM195 127V126H194ZM206 127V126H205ZM204 127V128H205ZM233 128H234V126H232ZM244 127V126H243ZM245 127H246V124H245ZM264 127V126H263ZM219 128V132H220V130L223 132H221L222 134H224V132H225V128H221L220 129V126L218 127ZM233 128H232V130H233ZM236 129H237V127H235ZM242 128V127H241ZM256 128V127H255ZM169 129V128H168ZM175 129V128H174ZM184 129H186V128H184ZM217 129V128H216ZM231 129V128H230ZM229 129V130H230ZM235 129V130H236ZM245 129H248L247 127L245 128ZM250 129V128H249ZM171 130H173V129H171ZM177 130V129H176ZM180 130V129H179ZM181 130H182V128H181ZM239 130V129H238ZM250 130H252V129H250ZM257 130H259L258 128H257ZM260 130H261V128H260ZM226 131H228V129H226ZM162 132H164V130L162 131ZM168 131H166V133H167ZM171 132V131H170ZM173 132V131H172ZM176 132V131H175ZM174 132V133H175ZM183 132H185V131H183ZM186 132H190V131H186ZM203 132V131H202ZM201 132V133H202ZM217 132H218V130H217ZM231 132V131H230ZM237 132V130L235 131V133ZM239 132H240V130H239ZM263 132V131H262ZM32 133V132H31ZM36 132H34L33 134H35ZM165 133V132H164ZM163 133V134H164ZM182 133V132H181ZM180 132H179V135L181 134ZM204 133H205V131H204ZM220 133V134H221ZM232 133H233V131H232ZM246 133H247V131H246ZM257 133V132H256ZM170 134V133H169ZM176 134H178V131H177V133ZM183 134V133H182ZM181 134V135H182ZM190 134V133H189ZM218 134V133H217ZM238 134V133H237ZM240 134V133H239ZM99 135V134H98ZM180 135V136H181ZM255 135V134H254ZM102 136V135H101ZM164 135H161V137H163ZM169 136V135H168ZM173 136V135H172ZM178 136V135H177ZM180 136H178V138L180 137ZM187 136H190V135H188V133H187ZM238 136V135H237ZM237 136H235L234 137V139L237 137ZM246 136V135H245ZM264 136V135H263ZM100 137V136H99ZM120 137V136H119ZM166 137V136H165ZM175 137V136H174ZM173 137V138H174ZM199 137H201V136H199ZM247 137H248V135H247ZM127 138V137H126ZM157 138V137H156ZM182 138V137H181ZM189 138H191V137H189ZM244 138H246V137H244ZM250 138V137H249ZM117 139V138H116ZM224 139V138H223ZM237 139V138H236ZM235 139V140H236ZM243 138H241L240 139V141H239V138H238V143H240V142H245V140H242ZM247 139V138H246ZM54 140V139H53ZM103 140V139H102ZM163 140H165V138H163ZM172 140V139H171ZM170 140V141H171ZM175 140H176V138H175ZM174 140V141H175ZM186 140H187V138H186ZM189 140V139H188ZM201 140V139H200ZM242 140V141H241ZM249 140H251V139H249ZM85 141V140H84ZM155 141H157V140H154V142ZM168 141V143H169V140H167ZM166 141V142H167ZM177 141V140H176ZM87 142H88V140H87ZM90 142H91V140H90ZM93 142V141H92ZM113 142V141H112ZM129 142V141H128ZM163 142H165V141H163ZM182 142V141H181ZM180 142V144H182ZM184 142V141H183ZM223 142H226L225 140H223ZM235 142V144H236V141H234ZM258 142V141H257ZM260 142V141H259ZM258 142V143H259ZM57 143V142H56ZM83 143V142H82ZM127 143V142H126ZM156 143V142H155ZM155 143L153 144V145H155ZM171 143H172V141H171ZM171 143H169V144H171ZM179 143V142H178ZM193 143V142H192ZM79 144V143H78ZM88 144H89V142H88ZM92 144H95V143H92ZM160 144V143H159ZM168 144V145H169ZM191 144V143H190ZM194 144V143H193ZM225 144V143H224ZM231 144H233V143H231ZM246 144V143H245ZM253 144H256L255 142L253 143ZM69 145V144H68ZM74 145V144H73ZM73 145H70V147L71 146H73ZM86 144H84V146H85ZM91 145V144H90ZM158 145V144H157ZM161 145V144H160ZM163 145L164 144H162V147H163ZM167 145V144H166ZM165 145V146H166ZM166 146V147H169V146ZM179 145V144H178ZM226 145V144H225ZM224 145V146H225ZM230 144L228 143V146H229ZM237 145H239L238 147H241V144H237ZM236 145V146H237ZM244 145V144H243ZM256 145H258V144H256ZM81 146V145H80ZM93 146V145H92ZM141 146V145H140ZM190 146V145H189ZM192 146V145H191ZM254 146V145H253ZM162 147H160L161 149L160 150H166V147H165V149H163ZM177 147V146H176ZM210 147V146H209ZM214 147V146H213ZM212 147V148H213ZM226 148H227V146H225ZM230 147V146H229ZM233 147H234V145H233ZM232 147V148H233ZM246 147H248L247 145H246ZM259 147V146H258ZM74 148H75V146H74ZM77 148V147H76ZM82 148H83V144H82ZM81 148V149H82ZM94 148H95V146H94ZM141 148V147H140ZM182 148V147H181ZM180 148V149H181ZM184 148V150H185V147H183ZM190 148V147H189ZM194 148V147H193ZM197 148V147H196ZM237 147H235V150H237L236 149ZM263 148V147H262ZM78 149H79V147H78ZM85 149H86V147H85ZM85 149H84V151H85ZM88 149V148H87ZM128 149V148H127ZM138 149H139V147H138ZM142 149V148H141ZM159 149V148H158ZM168 149V148H167ZM172 149V148H171ZM214 149V148H213ZM243 149V148H242ZM245 149H247V148H245ZM251 149V148H250ZM253 149V148H252ZM256 149H257V147H256ZM140 150V149H139ZM170 150V149H169ZM174 150V149H173ZM172 150V151H173ZM189 150V149H188ZM212 150V149H211ZM230 150V149H229ZM263 150V149H262ZM87 151V150H86ZM86 151L84 152L85 154H86ZM88 151H90V150H88ZM87 151V152H88ZM175 152H176V149L174 150ZM186 151H187V149H186ZM238 151H241V150H238ZM247 151V150H246ZM254 151H256V150H254ZM258 151V150H257ZM261 151V150H260ZM91 152V151H90ZM166 152V151H165ZM168 152V151H167ZM166 152V153H167ZM208 152H209V150H208ZM232 152H233V149H232ZM235 152V151H234ZM96 153V152H95ZM162 153V152H161ZM179 153V152H178ZM237 153V152H236ZM238 153H240V152H238ZM237 153V154H238ZM252 153V152H251ZM92 154H93V152H92ZM91 154V155H92ZM104 154V153H103ZM171 154V153H170ZM190 154V153H189ZM218 154H220V153H218ZM230 154H233V153H230ZM253 154V153H252ZM87 155V154H86ZM88 155H89V153H88ZM95 155V154H94ZM93 155V156H94ZM109 155V154H108ZM107 155V156H108ZM111 155V154H110ZM166 155V154H165ZM177 155H179V154H177ZM187 155V154H186ZM217 155V154H216ZM239 155V154H238ZM262 155V154H261ZM174 156V155H173ZM221 156V155H220ZM233 156V155H232ZM235 156V155H234ZM244 155H242V157H243ZM111 157V156H110ZM170 157H172V156H170ZM170 157L168 158L169 160H170ZM179 157H180V155H179ZM211 157H215V156H212L211 155ZM239 157V156H238ZM248 157H250V156H245L244 158H248ZM108 158H109V156H108ZM113 158V157H112ZM176 158V157H175ZM194 158V160H195V156L193 157ZM199 158V157H198ZM216 158L217 157H215L214 159L216 160ZM240 158H241V153H240ZM253 158V157H252ZM114 159V158H113ZM119 159V158H118ZM156 159V158H155ZM180 159V158H179ZM203 159V158H202ZM212 159V158H211ZM213 159V160H214ZM235 159V158H234ZM242 159V158H241ZM249 159V158H248ZM125 160V159H124ZM154 160V159H153ZM156 160H158V159H156ZM162 160V159H161ZM204 160V159H203ZM217 160H220V158L219 159H217ZM250 160V159H249ZM249 160H247L248 162H249ZM111 161V160H110ZM109 161V163H111ZM121 161V160H120ZM126 161V160H125ZM128 161V160H127ZM141 161V160H140ZM212 161V160H211ZM225 161V160H224ZM242 161V164H243V159L241 160ZM244 161H246V160H244ZM130 162V161H129ZM151 162V161H150ZM155 162H157V161H155ZM171 162V161H170ZM174 162V161H173ZM179 162V161H178ZM208 162V161H207ZM218 162H220V161H218ZM221 162H222V160H221ZM220 162V163H221ZM236 162H239V161H236ZM248 162H244V164H248ZM253 162V161H252ZM119 163V162H118ZM132 163V162H131ZM158 163V162H157ZM159 163H161V162H159ZM220 163H217V164H219L220 165ZM113 164V163H112ZM172 164V166H173V163H171ZM180 164H182V163H180ZM185 164V163H184ZM192 164V163H191ZM196 164V163H195ZM215 164V163H214ZM240 164V163H239ZM242 164H241V166H242ZM249 164H250V162H249ZM119 165H122V164H119ZM133 165V164H132ZM132 165H130V166H132ZM159 165H161V164H159ZM176 165V164H175ZM179 165V164H178ZM197 165V164H196ZM199 165V164H198ZM198 165H197V167H198ZM222 165L223 166H225V164H223L222 163ZM238 165V164H237ZM236 165V166H237ZM129 166V167H130ZM158 166V165H157ZM180 166V165H179ZM187 166V165H186ZM214 166V165H213ZM213 166H210V167H213ZM227 166H228V164H227ZM113 167H115V166H113ZM121 167V166H120ZM135 167V166H134ZM159 167V166H158ZM181 167V166H180ZM216 167V166H215ZM226 167V166H225ZM239 167V166H238ZM237 167V168H238ZM246 167H248V165L246 166ZM111 168V167H110ZM117 168V167H116ZM116 168H114V169H116ZM179 168V167H178ZM199 168V167H198ZM220 168H223V167H220ZM219 168V169H220ZM230 168V167H229ZM240 169L242 168V170H243V167H239ZM113 169V168H112ZM129 169V168H128ZM140 169V168H139ZM161 169V168H160ZM197 169V168H196ZM195 169V170H196ZM215 169V168H214ZM247 169V168H246ZM246 169H245V171H246ZM106 170V169H105ZM199 169H197V171H198ZM210 170V169H209ZM213 170V169H212ZM225 170V169H224ZM228 170H230V169H228ZM239 170V169H238ZM241 170V171H242ZM248 170V169H247ZM252 170V169H251ZM114 170H112V172H113ZM121 171H122V168H121ZM123 171H125V169H123ZM211 171V170H210ZM215 171V170H214ZM240 171V170H239ZM250 171V170H249ZM103 172H104V170H103ZM119 172V171H118ZM156 172V171H155ZM181 172V171H180ZM186 172V171H185ZM191 172V171H190ZM238 172V171H237ZM242 172H244V171H242ZM252 172H254V171H252ZM105 173H106V171H105ZM115 173V172H114ZM126 173V172H125ZM129 173V172H128ZM134 173V172H133ZM142 173V172H141ZM158 173V172H157ZM184 173V172H183ZM187 173V172H186ZM214 173H217V169H216V172H214ZM224 173V172H223ZM222 173V174H223ZM234 173V172H233ZM239 173V172H238ZM247 173V172H246ZM250 172H248L247 174H249ZM255 173V172H254ZM192 174V172L190 173V175ZM221 174V176H223ZM235 174H237V173H235ZM234 174V175H235ZM259 174V173H258ZM102 175V174H101ZM167 175V174H166ZM168 175H170V174H168ZM218 175H219V173H218ZM217 175V176H218ZM242 176H244L243 174H241ZM246 175V174H245ZM252 175H254V174H252ZM103 176V175H102ZM105 176H106V174H105ZM134 176V175H133ZM172 176V175H171ZM193 176V175H192ZM213 176H215V175H213ZM220 176V175H219ZM218 176V177H219ZM220 176V177H221ZM231 176H233V175H231ZM248 176V175H247ZM249 176H250V174H249ZM127 177V176H126ZM225 177V176H224ZM236 177H237V175H236ZM246 177V176H245ZM253 177V176H252ZM254 177H256V176H254ZM130 178V177H129ZM138 178V177H137ZM143 178V177H142ZM162 178H164V177H162ZM196 178V177H195ZM210 178V177H209ZM233 178V177H232ZM249 178V177H248ZM259 179H260V176L258 177ZM131 179V178H130ZM139 179V178H138ZM220 179V178H219ZM222 179V178H221ZM225 179V178H224ZM229 179V178H228ZM240 178H238V179H234V180H239ZM242 179V181L240 180V182L242 183H244V179H246L247 180V178H244L243 179V177L241 178ZM252 182V184H254V185H248V184H246L247 186H244L243 187V190H242V192L243 193H245L247 196V198H245V195H243L244 196V198L243 197H241V193H238V192H234L236 195H239L240 197V199L238 200V196L237 197H235V199L236 200H234V198L232 199L231 197L233 196H231V193L230 192H226V193H230V195H228V194H223V192H222V190L221 189H219V192H220V190H221V192H222V194H223V196H221V195H219V193L217 194V191H216V193H214V192H210L205 186H204V184L203 183H201V182H199L198 181V179L196 180V179H190V183H191V185H190V188L191 187H193V189H192V191H194L195 189H199V192H200V194H201V191H202V194H203V192H204V195L206 194L207 195V193H209L210 194V196H211V199H213L214 201H216V202H214L213 204H211V205H213V208L214 207H216L217 209H218V211L216 210V212H220V210H219V208L220 209H224V217H223V215L221 216V215H219L218 214V216H214L213 215V211H211L212 212V214L210 213V212H208V214H209V216H206V214H207V212L205 213L204 212V214L205 215H200V211L198 210V208L197 207H201L202 205V203L200 204V203H198V202H196V201H199L198 199L196 200V198H198L199 196H197V194H196V198L195 197H193V199L195 198V201L193 200V203H192V201H190V203H192L193 204V206L194 207H192V209L191 210H195V211H193L194 213H195V215H194V213L192 212H188V211H186L187 209V206H186V208L184 209V213L186 214V212H187V215H185V216H180L179 217V215H176L177 217H175L176 218V221L177 220H179L180 218H181V220L179 221V222H184L183 224H184V228H185V226H186V231L185 230H183V231H185V232H182V235L181 236H183L182 237V239H181V241H179V243H180V245H178V247H177V249H176V251L177 250H180V247L179 246H182L181 247V249L183 248V245L185 244V247H186V245L187 246H189L190 245V247H192L193 249V252L192 253H183V255H181V256H179V263H176V264H213L214 262V264H222L223 262V264H225V263H228V264H264V253H261V252H264V210L263 209H260V207L259 206H257V200H255L256 198L258 199H260L261 197H263L264 196V189H262L261 187L263 186V188H264V183H263V185H262V183L261 184H259V185H257L258 183H254V182H256L255 181V179H251V176H250V178H249ZM248 179V180H249ZM136 180V179H135ZM178 180V179H177ZM244 180V181H243ZM264 180V179H263ZM263 180L261 179V181L263 182ZM129 181V180H128ZM186 181V180H185ZM189 181V180H188ZM207 181V180H206ZM214 181H215V179H214ZM223 181V180H222ZM228 181V180H227ZM226 181V182H227ZM234 182V181H233ZM250 182V181H249ZM258 182H260V181H258ZM128 183V182H127ZM135 183V182H134ZM186 183V182H185ZM223 183V182H222ZM221 183V184H222ZM136 184H137V182H136ZM136 184H134V185H136ZM178 184V183H177ZM180 184V183H179ZM183 184V183H182ZM187 184H188V182H187ZM225 184V183H224ZM223 184V185H224ZM236 184V183H235ZM250 184V183H249ZM226 185V184H225ZM229 186H230V183L228 184ZM231 185H233V184H231ZM228 186V187H229ZM235 186V185H234ZM238 186H241V185H239V183H238ZM258 186V187H257ZM261 186V187H260ZM136 187H138V186H136ZM155 187V186H154ZM174 187V186H173ZM181 187V186H180ZM183 188L185 187V186H182ZM188 187V186H187ZM226 187V186H225ZM224 187V189H226ZM233 187V186H232ZM139 188H140V186H139ZM138 188V189H139ZM189 188V189H190ZM195 188V189H194ZM235 188V187H234ZM136 189V188H135ZM178 189V188H177ZM185 189V188H184ZM223 189V188H222ZM232 189V188H231ZM230 189V187H229V189L228 190H231ZM238 189V188H237ZM201 190V191H200ZM239 190H241V189H239ZM133 191V190H132ZM137 191V190H136ZM232 191V190H231ZM135 192V191H134ZM195 192H197L198 193V191H196L195 190ZM220 192V193H221ZM240 192V191H239ZM133 193V192H132ZM138 193V192H137ZM233 193V194H234ZM209 196V197H210ZM235 196V195H234ZM249 196H251V197H253V199L251 200V197H249ZM208 197V196H207ZM100 198V197H99ZM243 198V199H242ZM103 199V198H102ZM204 199V198H203ZM250 199V200H249ZM178 200V199H177ZM188 201V200H187ZM70 201L68 200V204L70 205V203H69ZM75 202V201H74ZM99 202V201H98ZM97 202V203H98ZM101 202H102V200L100 201V203H98V204H101ZM147 202H148V200H147ZM179 202V201H178ZM201 202V201H200ZM203 202V201H202ZM205 202V201H204ZM203 202V203H204ZM207 202V201H206ZM66 203V202H65ZM96 203V204H97ZM176 203H177V201H176ZM176 203L174 204V205H176ZM209 203V202H208ZM217 203V204H216ZM62 204V203H61ZM74 203H72V207H74L75 205H73ZM86 204V203H85ZM96 204L94 205V206H96ZM149 204V203H148ZM188 204H189V202H188ZM201 206H200V205ZM216 204V205H215ZM63 205V204H62ZM105 205V204H104ZM103 205V206H104ZM144 205H146V204H144ZM187 205V204H186ZM205 205V204H204ZM215 205V206H214ZM59 206H61V205H59ZM59 206H57V207H59ZM99 206V205H98ZM98 206H96V207H98ZM149 206V205H148ZM178 206H180V205H178ZM188 206H191V205H188ZM206 206V205H205ZM64 207H66V210L64 209ZM68 206H63V208H62V211H64L65 210V212L67 211V208ZM101 207V206H100ZM105 207V206H104ZM103 207V208H104ZM173 207V206H172ZM171 207V208H172ZM175 207V206H174ZM203 207V206H202ZM93 208V207H92ZM177 208V207H176ZM216 208H214V209H216ZM58 209V208H57ZM57 209H56V211H57ZM61 209V208H60ZM72 209V208H71ZM75 209V208H74ZM74 209H72L71 211H70V213H68L69 215H67V217L68 216H70V214L72 215V217H73V212L75 211ZM96 209V208H95ZM105 209V208H104ZM131 209V208H130ZM166 209H168V207L166 208ZM175 209V208H174ZM173 209V210H174ZM207 209V208H206ZM205 209V210H206ZM59 210V209H58ZM171 210V209H170ZM178 210V211H177ZM190 210V211H191ZM69 211V210H68ZM95 211V210H94ZM168 211V210H167ZM175 211V210H174ZM176 211L177 212H181V210L178 208V209H176ZM204 211V210H203ZM203 211H201V212H203ZM79 212V211H78ZM104 212V211H103ZM164 213H165V211H163ZM169 212V211H168ZM199 214H198V213ZM215 212V211H214ZM223 211L221 210V213L220 214H223L222 213ZM0 213H2V212H0ZM4 213V212H3ZM51 213V212H50ZM58 214H59V212H57ZM61 213H63V212H61ZM75 213H77V212H75ZM96 213H97V211H96ZM96 213H94L93 214V217H96L95 216V214ZM148 213V212H147ZM164 213H163V215H164ZM173 213V211L171 212V214ZM176 213V212H175ZM182 213V212H181ZM184 213H182L183 215H184ZM55 213H52V215H54ZM64 214V213H63ZM62 214V215H63ZM66 214H67V212H66ZM100 214H102V213H100ZM155 214V213H154ZM157 214H159V213H157ZM170 214V213H169ZM170 214V215H171ZM190 216H189V215ZM192 214V215H191ZM201 214H203V213H201ZM207 214V215H208ZM210 214H211V216H210ZM216 214V213H215ZM0 215H2V214H0ZM7 215V214H6ZM9 215V214H8ZM10 215H12V214H10ZM57 215V214H56ZM97 215V214H96ZM147 215V214H146ZM181 215V214H180ZM4 216V215H3ZM2 216V217H3ZM13 216V215H12ZM64 216H66V215H64ZM84 215H82V216H80V218L81 217H83ZM99 216V215H98ZM102 216V215H101ZM123 216V215H122ZM153 216H155V215H152V218H153ZM221 216V217H220ZM8 217V216H7ZM54 218L56 217V216H53ZM63 217V216H62ZM78 217V216H77ZM146 217V216H145ZM148 217V216H147ZM179 217V218H178ZM13 218V217H12ZM15 218V217H14ZM57 218V217H56ZM56 218H55V220H56ZM97 218H99V217H97ZM96 218V219H97ZM158 217L157 216H155V219H157ZM162 218L164 219V220H167L166 218H164L163 216H162ZM162 218H160L161 219V222H159L160 221V219L158 218V220H156V221H158V223H160L161 225H159V226H163V223H165V221L163 222L162 221ZM171 218H172V216H171ZM175 218L173 219V220H175ZM178 218V219H177ZM182 218L183 219H185V220H182ZM50 219V218H49ZM67 219V218H66ZM70 219H71V217H70ZM73 219H75V217H73L71 220L73 221ZM83 219V218H82ZM82 219H81V221H82ZM89 220H90V218H88ZM87 219V221H86V219H83V221L81 222L82 223V225H84V226H86V228L87 229H89V227H91L93 224L92 223H94V221L93 220H95V218H93L91 221H93V222H91V224L92 225H90L89 224V220ZM134 219H136V218H134ZM143 219V218H142ZM146 219H148V218H145L144 219V223H142V224H144L145 225V220ZM154 219V220H155ZM10 220H11V218L10 219H4V218H2L1 219V221H0V225H1V232L3 233V234H0V238H2L3 236L5 237V238H8V239H6V240H4V237H3V240H4V242H5V244H3L4 245V248H6V246H8L9 245V243L11 244H13L14 245V243L16 244V242H18V241H22V239H20V240H18L17 239V241H16V239L15 240H12V237L10 238V236L12 235H14V234H11V235H9V233H6L8 230H9V227H7L8 225H10L11 223H10ZM53 220V219H52ZM55 220H54V222H55ZM59 220V219H58ZM69 220V219H68ZM80 219H78V221H79ZM98 220V219H97ZM95 220V223L97 224V227H98V224L100 223V221H101V218H100V221L98 220ZM138 220V219H137ZM150 220H153V219H150ZM153 220V221H154ZM168 220H170V218H168ZM172 220V219H171ZM13 221H15V220H13ZM77 221V222H78ZM97 221V222H96ZM122 221V220H121ZM120 221V222H121ZM129 221V220H128ZM136 221V220H135ZM135 221H133L132 220V222H134L135 224H136V222ZM139 221V220H138ZM148 221V220H147ZM155 221V222H156ZM53 222V221H52ZM80 222V221H79ZM78 222V223H79ZM86 222V223H85ZM88 222V223H87ZM99 222V223H98ZM117 222V221H116ZM171 223H173V224H171V223H169V224H171V225H169L167 222V224L165 223L164 225V228L167 226L168 227V225L169 226H172V225H175L174 223H175V221L173 222V221H170ZM178 222V221H177ZM176 222V223H177ZM13 223V222H12ZM72 223V222H71ZM81 223H79L80 224V227H79V224H77L76 223V225H78L77 227H79L80 228V230H82L83 231V229L85 228H81V227H83L82 225H81ZM106 223V222H105ZM105 223H103V224H105ZM128 223V222H127ZM130 223V222H129ZM138 223V222H137ZM149 223V222H148ZM147 222H146V224H148ZM154 223V222H153ZM158 223H157V225H158ZM56 224H58L57 222H56ZM72 224H74V222L72 223ZM85 224H88V227H87V225H85ZM95 224V225H96ZM111 224H112V222H111ZM117 224H119V222L117 223ZM142 224H139L140 226L142 225ZM150 224V223H149ZM148 224V225H149ZM60 225V224H59ZM71 225V224H70ZM75 225V224H74ZM75 225V226H76ZM95 225H93V227L92 228H94V230L95 229H97V227L95 226ZM100 225H102V224H100ZM106 225V224H105ZM144 225H142L143 226V228H145L144 227ZM96 228H95V227ZM107 226V225H106ZM114 226V225H113ZM115 226H117V225H115ZM131 226V225H130ZM133 226H134V224H133ZM140 226H138L139 227V229H141L142 227H140ZM137 227V226H136ZM135 227V228H136ZM149 227H153V226H149ZM7 228H8V230H7ZM14 228V227H13ZM63 228V227H62ZM99 228V227H98ZM100 228H101V226H100ZM147 228V227H146ZM157 228V227H156ZM160 228V227H159ZM163 228V227H162ZM162 228H160L161 230H164V228L162 229ZM53 229V228H52ZM60 229H61V226H60ZM172 229H173V227H172ZM172 229L170 228L169 230H171L172 231ZM85 231H88V230H86V229H84ZM91 230V229H90ZM93 230V229H92ZM94 230L92 231V235H94ZM99 230V229H98ZM142 230H144V229H142ZM153 230V229H152ZM154 230H156L155 228H154ZM160 230V231H161ZM167 231H168V229H166ZM55 231V230H54ZM64 231V230H63ZM84 231V232H85ZM102 231V230H101ZM141 231V230H140ZM157 231H158V229H157ZM174 231H175V229H174ZM12 232V231H11ZM110 232V231H109ZM108 232V233H109ZM162 232H165V231H162ZM16 233V232H15ZM79 233H81V232H79ZM96 233V232H95ZM108 233H106V234H108ZM142 233H144L143 231H142ZM150 233V232H149ZM149 233L146 235V237L148 236V237H155V238H157V239H159L158 237H157V235L156 234H158V236L159 237H161L160 235L162 234L161 232V234L159 235V232H156V233H154V231L153 232H151L150 234L151 235H149ZM175 233V232H174ZM17 235L19 234V233H16ZM85 235L86 234H88V232L87 233H84ZM84 234H82L81 233V235L82 236H84V237H87V235L85 236ZM91 234V233H90ZM153 234L155 235V236H153ZM163 234H165V233H163ZM2 235V236H1ZM17 235H15L14 236V238L17 236ZM20 235V234H19ZM22 235V234H21ZM21 235H20V237H21ZM26 235V234H25ZM29 234H27L26 235V238H27V236H28ZM31 235V234H30ZM34 234H32L31 236H33ZM165 235H168V233H166ZM170 235V234H169ZM24 236V235H23ZM22 236V237H23ZM66 236L68 237H70L71 235H68L67 233H66ZM180 236V237H181ZM19 237V236H18ZM29 237V236H28ZM89 237V236H88ZM91 237H93V236H91ZM91 237H89V238H91ZM151 237V238H152ZM169 237V239H171L170 238V236H168ZM171 237H172V235H171ZM13 238V239H14ZM25 238V239H26ZM31 238V237H30ZM30 238H28L29 240H30ZM81 238V237H80ZM88 238V239H89ZM152 238V240H155V239H153ZM173 238H174V236H173ZM24 238H23V240H25ZM37 239V238H36ZM71 239V238H70ZM82 239L84 240V238L82 237ZM81 239V240H82ZM177 238H175V240H176ZM3 240H1L0 241V243H2V241ZM8 240V241H7ZM75 240V239H74ZM81 241L82 242V247L83 246H85V245H87V243H89V242H87V243H85V241ZM86 240V239H85ZM95 240V239H94ZM122 240H123V238H122ZM166 240V239H165ZM164 240V241H165ZM7 241V242H6ZM14 241V242H13ZM16 241V242H15ZM20 241V242H21ZM27 241V240H26ZM26 241H25V243H26ZM72 241V240H71ZM88 241H91V240H88ZM120 241V240H119ZM118 241V242H119ZM156 241V240H155ZM167 241V240H166ZM171 241V240H170ZM177 241V240H176ZM30 242V241H29ZM73 242V241H72ZM85 243V245H84V243ZM92 242V241H91ZM96 241H94L93 242V245H94V243H95ZM122 242H124V240L122 241ZM157 242V241H156ZM163 242V241H162ZM169 242V241H168ZM167 242V243H168ZM178 242V241H177ZM176 242V243H177ZM25 243H24V246L26 247V246H28L27 244L25 245ZM31 243H34L33 241H32V239H31ZM64 243V242H63ZM155 243V242H154ZM158 243V242H157ZM170 243V242H169ZM12 244L10 245V246H12ZM19 244V243H18ZM91 243H89V245H90ZM96 244H97V242L95 243V246H96ZM116 244H118V243H116ZM133 244H136V245H138L137 243H133ZM132 244V245H133ZM156 244V243H155ZM178 244V243H177ZM181 244H183V245H181ZM38 245V244H37ZM89 245H87V246H89ZM118 245H122V244H120V242H119V244ZM124 245V246H123ZM122 246L123 247H125V248H123V249H127L126 248V246H125V244H123ZM130 245V243L128 244V248L130 247H133V246H129ZM139 245H140V243H139ZM138 245V247H140ZM146 246H147V244H145ZM159 245H160V243H159ZM162 245H164V243H162ZM171 245V244H170ZM1 244H0V248H1ZM9 246V247H10ZM17 246V248L19 249L20 247L19 246H22V242L20 243V245L18 246V245H15V247ZM23 246V247H24ZM32 246V245H31ZM33 246H35L34 244H33ZM92 246V245H91ZM23 247H21V248H23ZM37 247V246H36ZM168 247V246H167ZM4 248H2V249H4ZM8 248V247H7ZM10 248H12V247H10ZM16 248V249H17ZM27 249H28V247H26ZM25 248V249H26ZM29 248L31 249V247L29 246ZM33 248V247H32ZM37 248H40V247H37ZM37 248H34V249H37ZM87 249L89 248V247H86ZM103 248V247H102ZM101 248V249H102ZM169 248V247H168ZM24 249V250H25ZM65 249V248H64ZM63 249V246L61 247V250L63 251L64 250ZM67 249V248H66ZM65 249V250H66ZM133 249V248H132ZM163 249V248H162ZM172 249V248H171ZM11 250V249H10ZM12 250H14L15 252H13L14 254V258H13V255L11 256V254L10 255H7L4 251V253L5 254H1L0 253V263H2L1 262V260H6L5 261V263L4 264H6V262H7V260H8V257L9 258H11V260H13V261H11V260H9V262H10V264H11V262H16V261H14V260H17V261H20V259H22V257L20 258V257H18L19 256V254L17 253V252H20V251H17V250H15L14 248L12 249ZM11 250V251H12ZM19 250H21V249H19ZM29 250V249H28ZM33 250V249H32ZM37 250H39V249H37ZM65 250H64V252H65ZM84 251V254H85V251H86V249H85V247H84V249H83ZM104 250V249H103ZM129 250H131V249H129ZM134 250V249H133ZM169 249H167V251H168ZM184 250H185V248H184ZM183 250V251H184ZM17 251V252H16ZM26 251V250H25ZM24 251V252H25ZM30 251V250H29ZM104 251H106L105 252V254L107 255V252H108V257L110 258V256H112V251L109 253V251H108V249H106V250H104ZM182 251V250H181ZM252 251H254V252H252ZM257 251H259L261 254H257L256 252ZM0 252H2L1 251V249H0ZM2 252V253H3ZM7 252V251H6ZM37 252V251H36ZM40 252V251H39ZM90 252V251H89ZM123 252H125V251H123ZM126 252H127V250H126ZM128 252H130V253H132V251H128ZM128 252L127 253H125V255L126 254H128ZM171 252V251H170ZM217 252V254L215 255V253ZM15 253H17V255L18 256H16V254ZM22 253V252H21ZM34 253V256L35 255H37V254H35V252H33ZM66 253H67V250H66ZM87 253V252H86ZM129 253V255L130 256H133V255H131ZM177 253H178V251H177ZM256 253V254H255ZM69 254H70V252H69ZM111 254V255H110ZM182 254V253H181ZM184 254H186V255H184ZM3 255H7L6 256V258L7 259H2V257H5V256H3ZM39 255H41V254H39ZM47 255V254H46ZM88 255V254H87ZM113 255H114V253H113ZM115 255H116V252H115ZM118 255H119V253H118ZM117 255V256H118ZM15 256H16V258H15ZM31 256H33V255H31ZM106 256V257H107ZM117 256L116 257H112L113 258V261H112V263L114 262V259L116 260V262H118L117 260L120 258V259H122L123 260V258L124 257H122L121 255H119L120 257H118L117 258ZM175 256H177V255H174V257H173V259L176 261L177 259H176V257ZM177 256V257H178ZM24 257V256H23ZM28 257V256H27ZM127 257V256H126ZM224 257V258H223ZM32 258V257H31ZM65 258V257H64ZM70 258V257H69ZM84 258H86V259H88V260H90V257L89 256H85ZM108 258V259H109ZM111 258V259H112ZM117 258V259H116ZM133 258H134V256H133ZM34 259V258H33ZM119 259V260H120ZM132 259V258H131ZM172 258H170L169 260L171 261V263L173 262V260H171ZM221 259H223L224 261H222ZM25 260V259H24ZM36 259H34V261H35ZM106 260V259H105ZM133 260V259H132ZM168 260V261H169ZM213 260H215V261H213ZM219 260H221V263H219L220 261ZM22 261L23 260H21L20 262L22 263ZM40 261V260H39ZM39 261H36V263L37 262H39ZM91 261H92V259H91ZM102 261V260H101ZM109 262H107V264L108 263H110V261L111 260H108ZM170 261L167 263V264H171L170 263ZM178 261V260H177ZM212 261H213V263H212ZM219 261V262H218ZM100 262V261H99ZM116 262H114V263H116ZM120 262V261H119ZM119 262H118V264H119ZM19 263V262H18ZM20 263V264H21ZM27 263V262H26ZM95 263H97V261L95 262ZM124 263H125V261H124ZM137 263V262H136ZM174 262H173V264H175ZM9 264V263H8ZM91 264H94V261H93V263H91ZM100 264V263H99ZM101 264H104V263H101ZM125 264H128L127 262L125 263Z\"/></svg>",
  "mask_w": 264,
  "mask_h": 264
}]
</instances>
